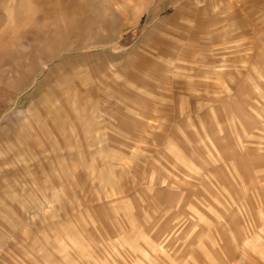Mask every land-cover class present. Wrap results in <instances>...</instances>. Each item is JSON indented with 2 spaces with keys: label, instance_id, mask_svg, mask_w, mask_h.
<instances>
[{
  "label": "rangeland",
  "instance_id": "rangeland-1",
  "mask_svg": "<svg viewBox=\"0 0 264 264\" xmlns=\"http://www.w3.org/2000/svg\"><path fill=\"white\" fill-rule=\"evenodd\" d=\"M0 264H264V0H0Z\"/></svg>",
  "mask_w": 264,
  "mask_h": 264
}]
</instances>
